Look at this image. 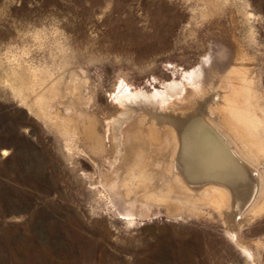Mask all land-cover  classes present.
Instances as JSON below:
<instances>
[{"label":"rangeland","instance_id":"rangeland-1","mask_svg":"<svg viewBox=\"0 0 264 264\" xmlns=\"http://www.w3.org/2000/svg\"><path fill=\"white\" fill-rule=\"evenodd\" d=\"M195 68L226 125L206 119L258 174L234 233L229 192L177 180L164 124L137 108L112 143L119 96L175 82L184 99ZM254 95L264 0H0V264H264V139L234 114Z\"/></svg>","mask_w":264,"mask_h":264},{"label":"bare ground","instance_id":"bare-ground-1","mask_svg":"<svg viewBox=\"0 0 264 264\" xmlns=\"http://www.w3.org/2000/svg\"><path fill=\"white\" fill-rule=\"evenodd\" d=\"M203 70L196 69L189 72L185 85L189 88L190 95L184 99L175 97L181 86L175 82L162 93L132 92L119 96L121 110L109 124L112 131V143L115 152H120L119 141L122 137V126L128 123L127 130L132 128L135 123L129 124V119L137 108L142 113L141 115L145 116L141 119L137 118L142 124L147 120L154 129L156 125L164 124L172 131L176 141L170 168L174 170L177 180L190 188L207 186L204 188L208 192L205 196L212 198L214 202L221 201V195L229 192L231 205L226 220L233 232L240 221V213L243 209L246 210L245 207L249 204L251 208V204L257 200L259 179L256 169L243 162L225 138L206 119V113H211L214 118L217 116L212 111L214 108L217 110L219 105L217 99L221 91L218 80L214 76H208L205 73L203 75ZM171 97H175V103L176 101L181 103L183 100H187L188 103L182 106L181 110L175 111L171 109L173 105ZM260 102L257 95H254L250 98V103L247 102L248 108L244 106L246 109L242 110L244 113L242 116L238 115L239 111L234 114L241 120L246 118L249 123L252 121L254 132L264 139V105ZM216 119L219 123L226 125L223 117L218 115ZM150 139L151 137L147 140ZM243 139L245 142L240 144L242 151H246L242 147L245 146L244 144L251 146L258 143L257 141L252 142L251 138L246 136ZM110 187H113V184ZM211 190L216 191L217 194H210Z\"/></svg>","mask_w":264,"mask_h":264}]
</instances>
